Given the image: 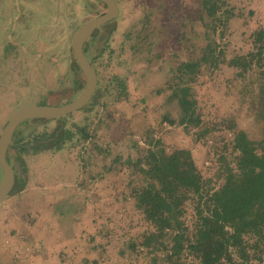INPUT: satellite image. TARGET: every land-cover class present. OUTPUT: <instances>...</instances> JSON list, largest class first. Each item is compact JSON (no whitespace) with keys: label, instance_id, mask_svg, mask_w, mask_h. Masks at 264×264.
<instances>
[{"label":"rangeland","instance_id":"rangeland-1","mask_svg":"<svg viewBox=\"0 0 264 264\" xmlns=\"http://www.w3.org/2000/svg\"><path fill=\"white\" fill-rule=\"evenodd\" d=\"M227 1L233 7L235 15L239 14L240 17L235 16L228 21L225 38L219 42L228 59L251 50L250 33L254 28L264 26V0ZM116 2L118 16L109 27L99 29L88 43L87 55L98 71L95 97L85 108L70 114L64 120L65 127L72 131L77 132V128L84 125L89 126V130L95 128L97 131L95 133L93 130L94 135L91 137L92 147L87 156L89 169L86 171L99 174V180L93 185V192L98 195H104V191L106 194L113 193L112 188L116 194L121 193L122 183L133 178L124 162L127 156L135 155L134 149L129 147L131 143H114L113 147L108 144L125 139L130 132H133L131 136L136 140L134 136H138V131L148 124H155L166 111L178 119L176 103L165 101L166 86L172 77V71L181 61L200 56L203 46L208 42L204 37L206 30H209L208 39H218L210 27L204 26V22L209 21L199 9L198 0ZM104 11L102 4L91 0H0V132L12 112L20 106L61 105L79 95L83 88L76 90L73 81L75 73L70 67V41L83 22ZM203 17L205 21L202 20ZM204 71L208 72L206 68ZM114 76L124 80L127 92L125 97L116 98L115 82H112ZM232 77L231 69L222 65L215 75L197 77L192 85L198 106L205 112L207 109L211 111L207 118L212 123L220 116L228 117L232 112L239 117L240 102V118L246 115L245 100H238V94L235 95L232 86L226 84ZM226 88L230 91L229 98L225 95ZM157 89L166 92L158 95ZM109 114L116 120L107 122L106 137L101 140L103 134L100 132L104 129L102 123ZM53 119L42 125L22 123L19 131L23 136L31 131L50 132L58 124ZM163 129L171 132L168 133L171 134L168 140L180 136L179 124L173 125L171 129ZM78 136L77 133L61 152L45 151L25 157L29 175L25 189L8 195L0 202V262L13 261L12 250H7V243L3 242L4 238L11 237L8 235L10 232L12 235L28 232L34 238L39 237L35 228L42 219L40 210L45 212L42 214L44 218L48 217V204L53 203L58 192L62 199L69 192V195L84 192L76 179L81 178V174L76 171L80 144ZM182 139L183 137L178 140L183 144ZM195 140V136L190 138L192 143H196ZM173 144L169 146L174 147ZM197 146L199 147L191 150L199 164L204 144L199 143ZM110 148H114V151L108 152L107 149ZM102 154H106V157ZM116 155L121 156V162L114 165L111 171L105 170L104 167ZM55 158L66 162L63 167L66 171L52 165ZM102 169L108 173L104 174L106 184H113L108 188L101 181ZM63 176L68 178L65 189H62ZM40 195L45 202L41 201ZM73 200L76 204V200ZM34 207L39 210H34ZM63 217L67 218L66 215ZM64 222L68 224L70 218ZM45 239L51 240L49 237ZM22 244L21 241L18 243L20 248ZM26 247L29 246L25 245ZM137 250L138 253L133 252L137 258L147 255L139 247ZM27 252L23 257H27ZM162 254L163 252L159 253L160 264H164L161 262L164 261ZM139 261L145 264L146 259L140 258Z\"/></svg>","mask_w":264,"mask_h":264},{"label":"trees","instance_id":"trees-1","mask_svg":"<svg viewBox=\"0 0 264 264\" xmlns=\"http://www.w3.org/2000/svg\"><path fill=\"white\" fill-rule=\"evenodd\" d=\"M198 5L209 21L204 22V26L210 27L219 41L208 39L209 30H206L204 37L208 42L200 56L177 64L167 83V92L156 90L158 95L166 92V102L176 103L179 118L175 119L166 111L155 124L138 131V136L145 140L143 146L132 138L133 132L125 139L108 144L113 147L114 143L130 142L128 146L135 152L133 157L124 159L133 178L122 183V192L116 194L112 188L113 193L99 194L103 207L115 212L118 209L115 216L102 213L100 228L104 230V237L113 243L109 250L122 255L127 253L125 256L130 264H142L140 258L146 259L145 264H160V252H163L164 261L161 262L164 264H264V26L250 33L252 48L249 52L227 59L219 42L225 38L228 21L239 14L235 15L227 0H198ZM73 64V70L79 72L75 61ZM222 65L233 73L226 84L232 86L238 100H245L246 115L240 118V102L239 117L232 112L212 123L207 118L211 111L205 112L198 106L192 85L197 77L215 75ZM93 68L98 74L96 67ZM112 82H115L116 98L125 97L124 80L114 76ZM83 85V78L75 80L76 90ZM229 93L226 88L227 98ZM66 117L53 119L58 124L50 132L31 131L23 136L19 131L22 123L17 127L6 152L15 174L10 194L25 189L29 176L26 156L45 151L61 152L77 133L80 144L76 171L81 178L76 179L86 193L93 192L99 174L86 170L89 169L87 156L92 147L91 137L93 130L97 131L95 128L89 130L87 125L77 128V132L72 131L65 127ZM50 120L34 119L23 123L42 125ZM115 120L110 114L104 119L101 140L106 137L107 122ZM164 122L180 125L179 138L168 140L171 132L163 129ZM192 136L196 137V143L190 141ZM181 137L183 144L178 140ZM207 138L214 140L209 146H201L203 155L198 164L191 149L199 147L200 141ZM171 143L174 147L169 146ZM107 150L114 151V148ZM121 160V156L116 155L103 167L111 171ZM205 160L210 164L204 167ZM55 167L66 171L63 166ZM105 170L102 169L100 177L108 188L113 184L111 180V184H106L104 174L108 173ZM120 207L125 209L123 214H118ZM138 247L147 257L134 256ZM62 254L65 256L66 252Z\"/></svg>","mask_w":264,"mask_h":264},{"label":"crops","instance_id":"crops-1","mask_svg":"<svg viewBox=\"0 0 264 264\" xmlns=\"http://www.w3.org/2000/svg\"><path fill=\"white\" fill-rule=\"evenodd\" d=\"M59 161H62L61 164L57 163ZM52 165L64 167L65 162L54 160ZM66 179L68 178L63 176L62 189L66 187ZM58 193L60 195V192ZM69 193L63 199L59 195L56 196L53 203L48 204L50 207L47 213L48 217L44 218L42 214L45 212L40 210L42 219L35 228V232L39 234V237L34 238L33 234L30 235L25 232L16 235L9 233L8 235L11 237L3 239V242L7 243L5 245L8 246L7 250L8 248L12 250L14 258L12 257L13 261L10 263L2 260L1 264H130L129 258L125 256L127 253L122 255L114 250L110 252L109 248L113 243L107 237H104V233L100 228L101 218H103L102 213L109 216L114 214L115 216L118 209L115 212L109 207H103L99 203L101 196L96 192L86 193L84 190L80 193L81 196L77 193L73 195H69ZM87 195L89 196L88 199L85 198ZM36 198L38 199V196ZM39 198L42 202H45L42 195ZM73 199L76 200V204ZM95 199L97 200L95 201ZM34 210L39 209L34 207ZM124 211L125 209L120 207L118 214H123ZM64 215L67 218L63 217ZM64 218H70V222L65 224ZM103 223L106 222L103 221ZM108 225L111 224L108 223ZM45 237H49L51 240H47ZM20 241L23 242L20 245L21 248L18 245ZM25 245L29 246L26 247L28 249L25 248ZM25 251H28L27 257H23ZM62 252H66L65 256Z\"/></svg>","mask_w":264,"mask_h":264},{"label":"water","instance_id":"water-1","mask_svg":"<svg viewBox=\"0 0 264 264\" xmlns=\"http://www.w3.org/2000/svg\"><path fill=\"white\" fill-rule=\"evenodd\" d=\"M91 1L103 2L106 7L105 11L81 24L74 32L70 42L77 66L84 76L83 89L77 97L66 104L24 105L12 112L0 132V202L10 194L15 182L14 170L6 158V152L17 127L28 120L68 116L83 108L93 96L97 85V75L83 52V45L97 27L117 16L118 7L114 0Z\"/></svg>","mask_w":264,"mask_h":264},{"label":"flooded vegetation","instance_id":"flooded-vegetation-1","mask_svg":"<svg viewBox=\"0 0 264 264\" xmlns=\"http://www.w3.org/2000/svg\"><path fill=\"white\" fill-rule=\"evenodd\" d=\"M115 1V3H116V5H117V2H116V0H114ZM97 2H99L100 4H102V6H104V8H106L105 7V4L103 3V2H101V1H97ZM118 7V6H117ZM118 13H119V10H118ZM117 16H118V14H117ZM93 18V17H92ZM114 21V19H112V20H110V21H108V22H106V23H104V24H102V25H100L99 27H97L93 32H92V34L90 35V37H89V39L84 43V45H83V52H84V54H85V56H86V58L88 59V61H89V63L91 64V66L93 67V65H92V59H89V57H88V55H87V53H88V43H89V41L93 38V37H95L96 35H97V32L99 31V29H101V28H105V27H109L110 25H111V23ZM84 23V22H83ZM71 42V41H70ZM70 49H71V46H70ZM71 52H72V49H71ZM73 61H75V58H74V55H73V52H72V60L70 61V67L72 68V70H73ZM75 63H76V61H75ZM76 65H77V63H76ZM73 72L75 73V75H74V79H73V81L75 82V80L77 79V78H80L81 80H82V78H83V80H84V76H83V74H82V72L79 70V72H75L74 70H73ZM96 72V71H95ZM97 75V74H96ZM79 76V77H78ZM84 86V85H83ZM94 94V93H93ZM93 98V97H92ZM92 98L90 99V101L85 105V106H87L90 102H91V100H92ZM85 106L83 107V108H85ZM83 108H81V109H83ZM80 109V110H81ZM74 113V112H73ZM72 114V113H71ZM34 120V119H33ZM10 146V145H9Z\"/></svg>","mask_w":264,"mask_h":264},{"label":"built area","instance_id":"built-area-1","mask_svg":"<svg viewBox=\"0 0 264 264\" xmlns=\"http://www.w3.org/2000/svg\"><path fill=\"white\" fill-rule=\"evenodd\" d=\"M172 126H173V125H170V124H168L167 122H164V123H163V127H165L166 129H171ZM134 137H135V139L137 140V143H138L139 145L143 146V145L145 144V140H144V138H141V137H139V136H134ZM212 142H213V139H212V138L202 139V140L200 141V143H202V144H204V145H206V146L211 145ZM203 164H204L205 166H208V165L210 164V162H209L208 160H205V161L203 162Z\"/></svg>","mask_w":264,"mask_h":264}]
</instances>
